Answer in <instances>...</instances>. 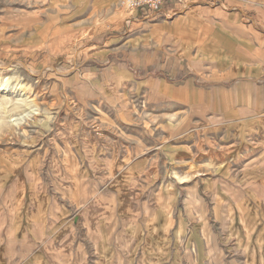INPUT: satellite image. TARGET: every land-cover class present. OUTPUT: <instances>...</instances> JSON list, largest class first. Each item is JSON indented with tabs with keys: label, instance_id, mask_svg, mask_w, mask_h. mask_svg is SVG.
Instances as JSON below:
<instances>
[{
	"label": "crops",
	"instance_id": "1",
	"mask_svg": "<svg viewBox=\"0 0 264 264\" xmlns=\"http://www.w3.org/2000/svg\"><path fill=\"white\" fill-rule=\"evenodd\" d=\"M112 4L0 10L1 57H90L0 149V264H264V0Z\"/></svg>",
	"mask_w": 264,
	"mask_h": 264
},
{
	"label": "rangeland",
	"instance_id": "2",
	"mask_svg": "<svg viewBox=\"0 0 264 264\" xmlns=\"http://www.w3.org/2000/svg\"><path fill=\"white\" fill-rule=\"evenodd\" d=\"M44 1L0 0V10L5 9V12H11L19 8L18 11L15 10L17 15L13 16L21 18L28 8H34V3ZM120 1L113 0L110 8L112 11L116 10L117 14H125L127 10L120 7ZM84 37L90 39L92 33L85 31ZM80 38L73 39L66 51L63 50L64 48H58L53 52V57H41V55L29 57L27 54L22 55L17 52H12L7 57L0 56V79L20 82L17 88L0 90V149L25 142L24 139L31 134V128H38L37 125L44 116L55 112L53 108L49 109V104L62 101L72 102L66 92L68 89H78L75 84L79 83H76L74 75L85 67L84 65L89 62L90 58L82 51ZM14 93H17V96ZM33 110H36L35 113L30 114L31 111L34 112ZM68 113L74 117V112L69 110ZM63 114L66 115V112ZM68 129L70 131V126ZM197 208V219L202 221L203 208L200 212ZM220 260V254L211 255L212 263L220 264Z\"/></svg>",
	"mask_w": 264,
	"mask_h": 264
},
{
	"label": "built area",
	"instance_id": "3",
	"mask_svg": "<svg viewBox=\"0 0 264 264\" xmlns=\"http://www.w3.org/2000/svg\"><path fill=\"white\" fill-rule=\"evenodd\" d=\"M120 7L127 11L143 9L146 11L145 19L152 20L160 15L163 0H121Z\"/></svg>",
	"mask_w": 264,
	"mask_h": 264
},
{
	"label": "bare ground",
	"instance_id": "4",
	"mask_svg": "<svg viewBox=\"0 0 264 264\" xmlns=\"http://www.w3.org/2000/svg\"><path fill=\"white\" fill-rule=\"evenodd\" d=\"M19 85H20V82H14V81H9V80H7V79H5V78H2V79H0V90H8V89H10V88H17V87H19ZM15 95L17 94V93H14ZM11 96V95H10ZM17 96V95H16ZM19 97V96H18ZM20 97H22L21 95H20ZM8 102V101H7ZM28 102V101H27ZM34 112H30V114H32V113H35V111L36 110H33ZM29 114V113H28ZM14 120V119H13ZM184 178H186V177H184Z\"/></svg>",
	"mask_w": 264,
	"mask_h": 264
}]
</instances>
